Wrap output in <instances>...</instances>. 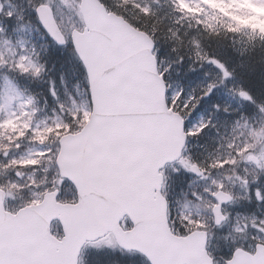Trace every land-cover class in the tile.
I'll use <instances>...</instances> for the list:
<instances>
[{"label": "snow or ice", "instance_id": "obj_1", "mask_svg": "<svg viewBox=\"0 0 264 264\" xmlns=\"http://www.w3.org/2000/svg\"><path fill=\"white\" fill-rule=\"evenodd\" d=\"M123 3L146 18L152 16L151 8L139 0ZM178 7L193 11L186 0H178ZM36 11L56 43L71 45L86 69L87 102L80 105L73 101L68 120L43 128H33L25 122L15 141L9 137L16 149L28 136L42 146L51 141L53 148L43 147L33 155L15 159L10 158V146L0 147V156L6 161L0 168L5 171L37 168L42 162L55 170L52 186L16 210L7 208L6 199L22 186L10 183L7 190L0 187V264H80L85 247L101 245L139 253L147 258V264H215L207 252V232L201 231L207 225L185 217L192 230L186 235L176 234L169 224L168 202L162 194L167 179L162 169L170 162L178 161L188 171L204 176L205 170L199 165L182 158L187 137L199 135L208 127L202 121L197 129L185 128L186 117L197 106V97L185 101L183 93L177 92L169 98L166 74L171 69L161 71L153 54L152 35L141 24L108 9L104 0H77L76 19L82 27L67 35L60 29L49 3L39 4ZM12 15L7 14L9 20ZM3 30L0 27V32ZM26 60L21 57L19 69L41 76L43 66H25ZM210 63L223 72L225 80L231 76L219 61ZM216 87L210 83L203 95L209 96ZM52 94L56 96L55 91ZM239 95L247 101L253 99L245 91ZM34 102L29 97L26 104L32 106ZM60 108L63 110L64 105ZM0 129L15 132L16 121L0 123ZM250 134L258 142L264 140V129H253ZM229 147L264 170V164L259 163L264 152L259 158L248 154L254 145ZM236 164L237 160L230 158L214 161L211 167ZM14 174L22 178L19 171ZM28 179V187L40 188L44 183L33 176ZM243 183L247 186L248 181ZM213 184L220 189L212 193L217 201L212 210L220 225L227 220L222 205L233 197L223 190V183L213 180ZM65 190L70 196L67 200ZM257 197L264 200L259 191ZM53 226L59 231L54 232ZM259 231L264 232V227ZM225 264H264V240L253 252L237 247Z\"/></svg>", "mask_w": 264, "mask_h": 264}, {"label": "rangeland", "instance_id": "obj_2", "mask_svg": "<svg viewBox=\"0 0 264 264\" xmlns=\"http://www.w3.org/2000/svg\"><path fill=\"white\" fill-rule=\"evenodd\" d=\"M42 2L49 3L55 8L59 25L66 35L73 29L82 27L76 19L75 9L77 7V0H42ZM186 2L192 6L193 11H181L178 7V0H162L161 5L167 7L172 12L173 26L177 28L178 24L180 25L179 32L184 29L185 31H189V34L184 38L178 36L177 39H173L168 33L169 41H167L163 39L164 34L159 29H156V33L163 41L165 55H168V63L165 64V68L171 69L168 72V78L171 82V97L177 92L183 93L185 101L190 100L193 96L197 97L195 111L186 119V129H197L202 121L208 124V127L202 133L192 136L193 138H197V142L193 143L192 146V151L194 152V160L192 162L203 166L208 164L205 163V160L226 161L236 154V151L232 147H229L230 144L235 145L236 149L252 144L255 147L248 154L259 158L262 152H264V140L258 142L250 133L253 129H264V112L257 118L258 122L252 117L253 112L258 108L252 101H247L239 95L242 88H240L238 81H230L232 83H230V86L224 92H218L219 87L217 86L209 96L203 95L210 83L219 82L227 85L230 77L225 80L223 72L215 64L210 63L212 57L206 55L208 52L200 40L202 34L198 31H200L199 28L214 27L215 23L208 18V14L211 17L212 11L223 9L224 12L229 11L232 14V17L228 13L224 17V19L228 17L226 19V26L229 29L236 28L235 32L244 34L247 31H245L246 28L243 25L247 24L246 27H248L249 31H254L253 35L260 34L259 37L264 39V0H211L210 3H205L204 0H186ZM37 6L38 0H34V10ZM189 15L192 16L190 17ZM222 18L223 16H221ZM150 21V25L153 28V25H156V23L153 18ZM182 21L186 23L190 22L192 27H188L187 25L186 28L182 27L185 25ZM26 28L31 36V48L18 47V44L12 46V43H9L5 39V30L0 32V37L5 39H0V61L3 62L2 66H0V123L13 119L17 124V131L15 132L12 129H0L2 133L0 134V147L10 146L12 148L10 158L15 159L26 158L39 152L43 147H54L51 141L42 146L39 143L33 142L32 138L28 136L20 142L21 147L16 149L15 145L10 142L9 137H11L12 141H15L18 131L23 128L25 122H30L33 128L37 125L41 128L45 127V125L52 126L58 120L69 119L70 110L73 108V101H76L80 105H84L87 102L86 91H82L76 78L68 86L60 82L54 83L58 80L56 76H51L46 80L43 73L41 76L35 77L31 73H24L19 69L17 65L21 57H27L25 66H28L30 63L39 65L43 53L47 50L45 38L38 31L37 27L24 23L22 30ZM169 29L171 28L169 27ZM170 32L174 35H179L174 30H170ZM166 38L168 39L167 36ZM187 40L191 41L192 47L191 45H187ZM171 46H175V48H170ZM179 47L180 49H178ZM204 49L205 51H203ZM185 50L189 52V55ZM189 60L197 62L196 67H198L199 72L193 71L196 70V67L189 65ZM14 75L19 76L20 80L23 79L21 75L31 77L33 81L31 82L30 93L37 98L20 93L17 86L11 81ZM44 85L47 88L46 92H43ZM262 86H264V83ZM53 91H55L56 96L52 94ZM29 97L35 101L32 106H27L26 104ZM212 101H216L217 105L213 104ZM61 104L64 105L63 110L60 108ZM22 105H24L23 108ZM179 107V104H177V108ZM181 110L184 112V109L181 108ZM24 112H28L29 115H23ZM247 113L249 116H247ZM185 156L183 159L186 158L185 160L188 159L190 162V156ZM236 160L237 164L235 166L227 165L220 171L214 170V175L218 176L213 178V180L217 183H223L220 181V177H223L228 181V183H223V185L237 196L234 206H240L234 211L238 214H243L245 216L243 220L247 223L242 226L239 225L237 214L233 211L228 212V222L219 228L218 232L220 233L223 229H227V235L228 238H231L230 243L232 245L214 247V250L221 258L225 257L226 250L232 251L238 247L239 242L247 244L249 240H261L262 236H264V232L259 231L260 227H264V225H261V221H264V211H262L264 207L256 205L254 201L257 191L260 193L264 192V170H260V173L254 170L253 163L245 158L237 156ZM263 160L260 159V162L262 163ZM5 162L2 156H0V163L3 164ZM180 167L183 166L177 164L171 167L169 175H175ZM46 169L49 170L46 171ZM15 171L22 173V178H18L14 174ZM36 172L40 176L36 180L38 182L43 181L44 183L40 188L28 187L31 183L28 178L30 176L35 177ZM181 172L185 175L184 178L190 175V172L186 168H183L178 174ZM54 179L55 170L47 162H42V165L37 168H18L7 171L0 168V181L6 188L10 183H19L22 186L19 190H13V197L9 198V202L13 204L14 210L18 209L19 205H25L31 200L37 199V194L50 188ZM245 179L251 180V183L247 186L243 184L236 185V183ZM185 181H187L186 184L189 182V185L186 187L188 190L181 189L178 195L179 201H182L187 195L186 200L178 203L177 206L178 208L180 207V211L182 210L184 214H186L184 210L195 205L193 198L188 195L189 192L194 190V188H190L195 183L189 177ZM211 186L215 187L214 189L218 188L216 184H212L204 189V191L212 193L214 189ZM197 192H194L193 195L199 196L200 194H196ZM65 193L64 199H69L68 190H65ZM208 213L209 210L204 212L206 216ZM250 219L252 220L250 221ZM253 221H255L256 227H253ZM203 222L209 224L211 220L206 217ZM237 228L243 231L238 233L236 231ZM236 236H239L240 239ZM87 250H89L91 258L87 262L89 252L85 254L83 264H118L115 262L117 261L115 257L117 259L120 258L124 263L137 264L134 258L121 256L116 251V248H109L106 245L91 246ZM98 255L104 256L95 259Z\"/></svg>", "mask_w": 264, "mask_h": 264}, {"label": "trees", "instance_id": "obj_3", "mask_svg": "<svg viewBox=\"0 0 264 264\" xmlns=\"http://www.w3.org/2000/svg\"><path fill=\"white\" fill-rule=\"evenodd\" d=\"M3 1L8 4L13 2L18 4V8L15 6L13 7L14 12H16V28L24 23L36 25L33 13L34 0ZM41 2L42 0H38V4ZM104 3L109 9L127 16L134 23L141 24L145 30L153 32V34H155L156 29H159L164 34L163 39L169 41L167 27H171L172 23L171 21H168L166 15H161V12L157 11L154 14L157 16L146 18L137 13V11L132 9L131 6L125 5L123 0H104ZM151 18H153L156 23V25H153V28L152 25H150ZM8 23L9 20L6 17L5 25ZM158 39L159 41H162L159 37ZM200 40L206 51H208L212 57H220L223 60H228L229 63L237 69V74L240 75V80L244 82L246 88L248 90L250 89L256 98L259 97V93L262 94L264 91V86H262L264 83V42L262 39L256 35L251 38L248 35L237 33L230 30L229 27H226L225 29L221 27L220 29L202 34ZM234 41L235 43H233ZM170 48H175V46H171ZM178 49H180V47ZM46 63L48 64V72L46 73V76L48 77L52 74V76L66 79L73 73V59L71 55L67 52H62L60 55H57L56 47L51 44L49 45ZM74 73L76 74L77 71ZM118 253L121 254V256H128L126 254L124 255L122 252ZM102 256L104 255H98L95 259ZM90 258L91 256H89V259ZM115 259L117 260L115 262L118 264H129L124 263L120 258L117 259V257H115Z\"/></svg>", "mask_w": 264, "mask_h": 264}, {"label": "flooded vegetation", "instance_id": "obj_4", "mask_svg": "<svg viewBox=\"0 0 264 264\" xmlns=\"http://www.w3.org/2000/svg\"><path fill=\"white\" fill-rule=\"evenodd\" d=\"M195 219H196L197 221H202V219H200V217H196ZM207 229H208V228H207ZM209 230L212 231V232L215 231V230H212V229H210V228H209Z\"/></svg>", "mask_w": 264, "mask_h": 264}, {"label": "water", "instance_id": "obj_5", "mask_svg": "<svg viewBox=\"0 0 264 264\" xmlns=\"http://www.w3.org/2000/svg\"><path fill=\"white\" fill-rule=\"evenodd\" d=\"M38 14V13H37ZM38 17H39V15H38ZM39 19H40V17H39ZM41 21V20H40ZM42 23V22H41ZM43 24V23H42ZM44 26V25H43ZM45 30H46V28H45ZM47 31V30H46ZM47 33H48V31H47ZM49 34V33H48ZM49 36H50V34H49ZM51 37V36H50ZM52 38V37H51ZM53 39V38H52Z\"/></svg>", "mask_w": 264, "mask_h": 264}]
</instances>
